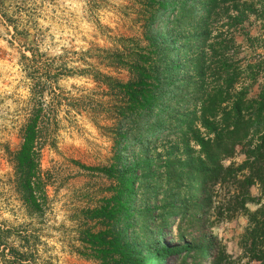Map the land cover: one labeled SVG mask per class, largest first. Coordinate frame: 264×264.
<instances>
[{"label":"trees","instance_id":"16d2710c","mask_svg":"<svg viewBox=\"0 0 264 264\" xmlns=\"http://www.w3.org/2000/svg\"><path fill=\"white\" fill-rule=\"evenodd\" d=\"M23 1L0 0V20L27 47L37 28ZM132 7L142 38L118 37L103 56L128 78L92 72L112 96L113 159L97 168L112 193L88 210L99 226L85 228L81 242L98 264H166L170 256L179 264H264V52L256 53L264 50V0H133ZM31 79L21 143L6 151L24 211L39 218L49 183L40 149L56 123L45 89L51 99L58 94L54 82ZM238 150L243 159L226 164ZM237 215L247 223L233 257L205 229ZM172 218L179 230L184 222L179 237L187 241L137 240L139 222L142 233L151 225L161 232ZM40 241L39 228L0 221L2 264H44Z\"/></svg>","mask_w":264,"mask_h":264},{"label":"rangeland","instance_id":"374dc122","mask_svg":"<svg viewBox=\"0 0 264 264\" xmlns=\"http://www.w3.org/2000/svg\"><path fill=\"white\" fill-rule=\"evenodd\" d=\"M132 1L24 0L26 11L35 14L37 28L36 41L27 47L23 41L13 40L11 27L0 20V221L39 228L38 254L44 264H98L81 240L85 228L99 226L88 210L102 205L112 193L111 181L97 168L112 163L113 124L111 92L93 78L92 72L96 69L122 80L128 78L124 69L107 66L103 56L114 48L118 37L142 38ZM30 46L34 56L27 50ZM259 52L264 50H256ZM37 74L54 82L58 96L51 99L49 87L45 89L44 97L54 104L56 115V123L48 129L47 141L40 149V166L49 176L48 205L43 216L31 218L13 186V167L6 148L15 150L21 143L31 76ZM242 159L238 150L225 163ZM251 192L258 195L257 186ZM248 207L255 208L253 204ZM139 223L137 240L151 246L159 238L161 243L171 245L188 240L179 237L184 230L187 234V229L183 222L179 230L176 218L161 232L151 225L149 232L142 233ZM246 223L244 215H237L205 231L215 244L236 257L239 235ZM179 263L177 256L166 261ZM186 263L190 264V258Z\"/></svg>","mask_w":264,"mask_h":264}]
</instances>
